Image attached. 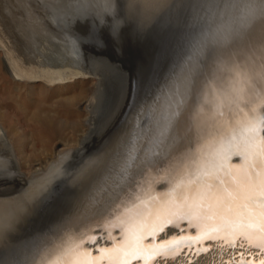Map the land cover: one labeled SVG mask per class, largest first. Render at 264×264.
<instances>
[{
    "label": "rangeland",
    "instance_id": "rangeland-1",
    "mask_svg": "<svg viewBox=\"0 0 264 264\" xmlns=\"http://www.w3.org/2000/svg\"><path fill=\"white\" fill-rule=\"evenodd\" d=\"M136 2L137 6L134 5L132 12L127 14L125 0H0V28L4 29V38L8 34L13 41L12 36H22L21 31V34L15 35L16 30L24 29V39L21 37L17 43L25 45L30 37L33 38V26L37 25L48 30L55 39L50 35L46 39L45 31L40 33L45 41L53 39L54 44L58 41L61 45L57 43L54 46L52 41L44 42L41 38L38 51L44 47L47 48L44 52L49 51L52 44L51 50L63 46L61 49L64 51L60 49L59 53L63 51L66 55L57 52L54 57L57 48L53 53L50 50L49 54H40L54 59L63 54L65 56L57 61L66 59L67 63L78 64L90 73L70 68L62 72H45L38 68V71L33 70L35 80H19L7 67V62H0V121L15 139L26 164L43 161L65 139L77 138L86 128L89 114L82 105L95 92L99 78L104 79L102 82L105 84L102 104L96 110L100 119L122 112L127 99L132 107L126 120L120 121L121 126L97 132L99 138L92 148L94 157H98L101 151H110L121 140L120 136L128 137L133 126L136 133L138 127L143 126L151 116L150 108L163 92L186 93L193 85L203 92L207 91L205 78L208 77L211 82L212 73L219 71L217 66L225 58L233 56V45L244 37L242 23L246 19L252 22L250 16L253 9L262 6L257 0H150L147 7L142 2ZM33 40L39 41L36 38ZM250 41L255 44L254 49L249 51L254 50L260 55L264 35L257 34ZM47 43H50L49 46ZM1 52L0 59L4 58ZM40 73L50 76L56 83L47 82ZM253 105L259 112L262 105ZM131 118L134 123L129 120ZM186 141L182 144L184 148L190 147L192 142ZM181 151L186 153L188 150ZM85 164L70 162L63 173L64 179L58 187H54L53 191L57 194L50 197V193H44L42 197L45 196V200L32 204L14 221V229L20 223L23 225L32 221L27 230L20 232L23 244L20 240V246L14 243L4 247L3 243L15 234V230L8 228V231L4 230L6 232L0 231V264H12L11 260L18 258V253L21 258L24 257L23 262L31 259L39 243L48 238L52 222L63 217L64 210L78 201L83 182L76 178ZM4 166H0V198H23L32 183L29 178L24 179ZM7 232L10 234L7 235ZM31 245L35 250L28 253L25 249Z\"/></svg>",
    "mask_w": 264,
    "mask_h": 264
},
{
    "label": "bare ground",
    "instance_id": "bare-ground-1",
    "mask_svg": "<svg viewBox=\"0 0 264 264\" xmlns=\"http://www.w3.org/2000/svg\"><path fill=\"white\" fill-rule=\"evenodd\" d=\"M125 1V10L127 9V14L132 12L134 5H136V1L142 2V4L146 7L150 2V0ZM257 2L261 3L262 6L260 5V8L253 9L252 15L250 16V18L253 20L252 22H249L248 19H246V21L242 23V32H244V37L242 41L240 40V42H237L233 45V56L230 58H225L224 61H222V64L217 66L219 67V71L217 72L220 73L225 81L228 78V69L233 60L250 61L252 63H258L259 61L260 55L257 52H254V50L249 51L250 48L254 49L255 44L251 43L250 38L252 40L257 34L264 35V0H257ZM136 3L138 4V2ZM3 30L4 29L0 28V50L2 51L1 54L4 56V58H1L0 62H3V60L4 63L7 62V67L13 70L19 80H35L36 75L33 73L36 70L38 71V68H41V70L45 72H62L63 69L70 68L84 74H90L84 70L82 66L79 67L78 64H73L70 62L67 63V61H65L66 59H62L63 61H57L58 58L64 57L66 55L63 52L64 50L61 49L63 46L60 49L63 50L62 52L65 55L62 54L63 56L61 55L58 56L57 59H54V57H56L59 53L60 49L56 47L58 49L57 50L56 48L52 47L57 50L56 55L55 52H52L54 49L51 50V45L54 44L55 39L53 36H51L48 30L40 29L37 25L33 26V38L31 39L30 37V40L25 45H19V43H17L24 35V31H22L24 29L18 30L19 32L16 30L17 34H14H21V31L22 36H12L14 38L13 41L11 36L8 34L5 35L6 37L4 38ZM45 31L47 33L46 36L50 35L49 37L54 39H52L54 42L52 40H47L49 42H53L52 44L49 43L50 48L48 47V50H51V52L54 54V57L50 56L51 53L49 56L53 58L43 56L49 54V51H46L47 53L44 52L47 50V48L44 46L43 47L46 49L42 47L43 49L38 51V49L40 50L41 48L39 46L41 43L38 45V42H41V38L43 39V35H40V33ZM23 37L22 39H24ZM34 38L39 41L35 42V40H33ZM47 38L48 36L46 39ZM7 41H9V43ZM42 41L47 42L44 39ZM57 43L60 45L58 41L55 44ZM49 44L47 43L48 46ZM40 52H44L46 54H40ZM62 52L60 51L59 54ZM55 61L59 63L55 64L57 63ZM41 75L47 82L51 83L54 81L46 74ZM99 80V84H96L95 92L90 94L82 105L89 114L85 123L86 128L78 134L77 138L65 139L55 148L48 158L44 159L43 161H37V159H35V161H37L36 163L26 164L24 162L23 154L19 152V148L15 139L9 135V132L7 129H5L6 127H3L4 123L0 121V166L5 164L4 167L8 166L9 169H12L13 172L17 173L24 179L29 178L30 183H32V187L23 198H0V231H4L6 229L8 231V228H13V224L15 223L14 221H16V219L18 220V217L24 211H26L32 204H37L42 200H45V196L42 197L45 195L44 193H50V197L52 194L54 195L56 193V191H53L54 187H58L57 185L60 184L64 179L63 173L70 162L75 163L76 165H81L82 162L86 163L82 172L76 178L79 181L81 180L80 183L83 182V184H81L82 190L81 192L79 191L80 194L78 195L79 198L78 201H76V204L70 208H66L64 210V216H60L58 221L56 220L52 222L51 228L48 232V238L44 242L39 243L36 250L33 249V245L25 249L28 250V253L35 250V253L31 255V259L23 262L24 257L21 258L18 253V258H11V261L13 262L12 264H46V262L55 259L53 253L62 246L66 245L70 239L79 237L85 232L98 237L103 236L104 230L101 228V224L105 223V221L109 222L108 226L111 229L110 235L119 240L120 229L117 227L119 220L116 218V206L118 204L122 205L127 203L131 198H134L135 195H138L145 190L150 191L153 187L160 184L161 181L165 180L167 178V173L160 174L156 170L165 166L167 161H171V170L181 168L196 158L198 140L210 141L211 137L218 135L216 129L213 126H194L193 122L188 118V114L192 110L195 93L199 89L193 85V88L191 90V87L188 88L186 93L174 94V92H163V94L159 95L154 100L155 102L153 104L151 103V116L147 118L143 126L138 127L136 133L135 126H133V130L129 128L132 132L130 135L127 134L129 135L128 137L126 135L125 138L120 136L121 140H119V142L116 144L113 143L114 146H110L112 148L110 151H101V154H99L98 157H94V154H92V148L95 144V141L99 138L97 132H99V130L104 132L107 128L111 129L114 126L117 127L122 124L120 121L129 115L132 107V103L129 101V99H127L124 108H122V112H119V114L114 113L115 115L111 114L110 117L108 116L110 118L109 120L108 117L106 118L107 120L104 118L100 119L96 110L98 109L97 107L102 104L101 98L103 97L104 93L102 89L105 84L102 82L104 79L101 80V78H99ZM165 91L167 90L165 89ZM199 91L202 94L206 93V91L203 92L200 89ZM225 105L226 101L223 99L219 100V103L215 105V111L217 113H224L226 120L231 119V112L225 113ZM203 110V107H201V111ZM129 120L133 122L132 118ZM123 124H125L124 121ZM125 125L123 127H125ZM114 133H116V131ZM184 140H187L186 142L192 141L190 143V147L184 148L182 146ZM59 146H62L63 148L58 149ZM182 149H185V151L187 149L188 151L183 153L181 151ZM231 152L232 149L226 146L225 154L229 155L230 159L221 160L217 158V162L223 164L225 170H227L229 166H232V172L238 173V167L236 166L240 165L243 161L241 157L231 155ZM238 161L239 164H237ZM257 172L258 174H264L261 173L259 169H257ZM225 178L227 179V177ZM256 196V207L253 209L254 213L259 211V205L262 202L259 194H256ZM149 207H152V205ZM168 207L170 206H165L162 210L166 211ZM154 219L155 216L149 217L144 223L150 224ZM24 220L26 221V218ZM232 220L233 217L230 215L223 217L214 216L212 218H208L207 214L201 213L198 216H193L191 226L188 225L187 221L182 222L181 227L186 229L184 232H181L180 229L167 227L164 233H158L156 235L154 241L151 237L144 240L143 250L139 252L140 258H133L131 264H241V253H243V261L245 264H260V262L264 260V246H262L264 245V240L259 238V233L256 232L255 228L252 229L253 232H256L252 243H249L248 240L236 235L240 231L238 224L241 223V221L231 223ZM29 223L23 225H21V223L19 225L16 224L17 226L14 227L18 228H13L15 230V234L5 241L3 246L9 247L14 243L20 246L19 241H22V239L19 238H22L20 232H24V230H27L26 227L28 225H32V221ZM251 223L256 225L259 224L260 221L257 219ZM148 230L149 229L145 228L144 232L146 233ZM202 231L216 235L220 237V239H216L214 241L205 240L200 243H193L194 247L183 248V250L179 252H168L167 256L164 257L157 255V253L166 251V249L148 247L149 244H162L164 240L171 239L173 236H199ZM9 234L10 233L7 235ZM140 234L143 233L138 232V235ZM4 236L5 235L2 236L3 239ZM33 238L35 239V237ZM229 238H235L238 242H243L245 247L232 248L228 246L226 244V240ZM222 244L224 245L223 247H221ZM205 246H209V250L207 252L202 251L203 247ZM91 247L93 256H100V258L95 261L94 264H119V259L121 256L119 251L105 253L103 255L98 254L95 251L96 247H106L111 249L113 247L111 239L98 240L97 244ZM197 249H201L198 254L196 251Z\"/></svg>",
    "mask_w": 264,
    "mask_h": 264
},
{
    "label": "snow or ice",
    "instance_id": "snow-or-ice-1",
    "mask_svg": "<svg viewBox=\"0 0 264 264\" xmlns=\"http://www.w3.org/2000/svg\"><path fill=\"white\" fill-rule=\"evenodd\" d=\"M259 52L258 63L233 60L226 81L218 72L213 73L211 82L205 78L207 91L204 94L199 89L196 91L188 118L194 126H213L218 135L211 137L210 141L198 140L196 158L181 168L171 170V161H167L165 166L156 170L160 174L167 173L165 180L150 191L145 190L127 203L116 206L119 240L110 235L109 222L105 221L101 224L103 236L85 232L70 239L53 253L55 259L46 264H94L100 256H93L91 246L103 239H111L113 247H96L98 254L119 251V264H131L133 258H140L144 240L151 237L154 241L156 235L164 233L167 227L184 232L182 222L187 221L191 226L193 216L201 213L207 214L208 218L230 215L233 217L231 223L241 221L236 235L252 243L258 232L259 238L264 240V174L257 172L259 169L264 173V42ZM221 99L226 101L225 113L231 112V119L226 120L224 113L215 111V105ZM254 103L262 105L259 112L252 107ZM226 146L232 149L231 155L242 158L243 162L236 166L238 173L232 172V166L225 170L224 165L217 162V158L230 159L225 154ZM256 194L262 202L259 211L254 213ZM165 206L170 207L163 211ZM152 216L155 219L150 224L144 223ZM257 219L259 224L251 223ZM145 228L149 229L146 233ZM253 228L256 232L252 231ZM138 232L143 234L138 235ZM216 239L220 237L202 231L199 236H173L162 244H149L148 247L166 249L157 253L164 257L168 252L191 248L193 243ZM226 244L232 248L245 247L235 238L227 239ZM208 250L209 246L202 249L203 252ZM196 251L198 254L201 249ZM241 264H245L243 253ZM260 264H264V260Z\"/></svg>",
    "mask_w": 264,
    "mask_h": 264
},
{
    "label": "water",
    "instance_id": "water-1",
    "mask_svg": "<svg viewBox=\"0 0 264 264\" xmlns=\"http://www.w3.org/2000/svg\"><path fill=\"white\" fill-rule=\"evenodd\" d=\"M192 247H194V245H192Z\"/></svg>",
    "mask_w": 264,
    "mask_h": 264
}]
</instances>
